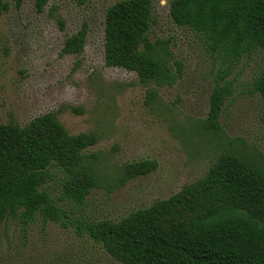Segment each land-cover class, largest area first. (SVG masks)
<instances>
[{"label": "rangeland", "instance_id": "rangeland-1", "mask_svg": "<svg viewBox=\"0 0 264 264\" xmlns=\"http://www.w3.org/2000/svg\"><path fill=\"white\" fill-rule=\"evenodd\" d=\"M118 1L89 0L79 6L73 0H50L39 13L36 0H25L21 9L12 7L0 15V123L25 126L36 117L57 112L70 134L98 136V142L86 150L93 156L98 186L84 207L64 203L79 221H120L170 198L202 179L224 148L238 149L257 160L264 155V106L253 91V81L264 67L260 55L231 64L228 80L233 94L220 117L225 136H210L198 124L208 116L221 61L191 30L173 22L171 0H152L149 37L170 41L183 73L173 86L148 85L157 91L158 99L147 105L148 87L135 73L105 64L106 12ZM54 5L66 20L64 31L48 14ZM85 21L89 33L84 52L62 55L66 38ZM143 160L156 161L157 169L121 185L123 167ZM64 179L63 173H53L49 186L54 197H61ZM0 264L123 263L87 234H79L75 226L41 219L23 225L18 218L1 230Z\"/></svg>", "mask_w": 264, "mask_h": 264}, {"label": "trees", "instance_id": "trees-1", "mask_svg": "<svg viewBox=\"0 0 264 264\" xmlns=\"http://www.w3.org/2000/svg\"><path fill=\"white\" fill-rule=\"evenodd\" d=\"M79 6L89 0H73ZM25 0H0V15ZM50 0H36L39 13ZM152 0H121L106 12L104 60L137 75L148 87L146 104L158 93L148 85L173 86L183 73L168 39L149 37ZM48 14L60 30L66 20L57 6ZM170 17L191 30L221 61L209 99V112L198 124L210 136L223 138L220 117L233 94L228 80L231 64L258 54L264 65V0H171ZM89 25L68 36L62 55L80 56ZM172 61V63H171ZM80 62H75L73 70ZM264 106V67L253 81ZM77 111V108H71ZM46 113L25 126L0 123V233L10 219L28 225L41 219L87 234L123 264H264V155L260 160L238 149L221 150L205 176L185 185L177 194L158 200L120 221H79L64 203L84 207L98 186L86 150L98 142L95 133L70 134L57 118ZM158 163L143 160L126 164L120 184L155 171ZM65 175L61 197L49 186L53 173Z\"/></svg>", "mask_w": 264, "mask_h": 264}]
</instances>
